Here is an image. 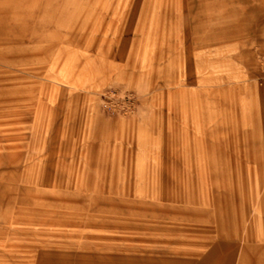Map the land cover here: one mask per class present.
<instances>
[{"label":"rangeland","instance_id":"1","mask_svg":"<svg viewBox=\"0 0 264 264\" xmlns=\"http://www.w3.org/2000/svg\"><path fill=\"white\" fill-rule=\"evenodd\" d=\"M0 264H264V0H0Z\"/></svg>","mask_w":264,"mask_h":264}]
</instances>
